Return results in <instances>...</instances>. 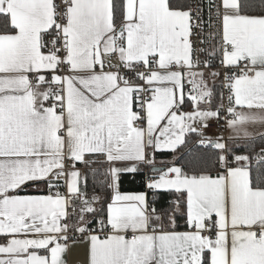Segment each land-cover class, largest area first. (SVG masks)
<instances>
[{
	"label": "snow or ice",
	"instance_id": "obj_1",
	"mask_svg": "<svg viewBox=\"0 0 264 264\" xmlns=\"http://www.w3.org/2000/svg\"><path fill=\"white\" fill-rule=\"evenodd\" d=\"M250 124L264 0H0V264H264Z\"/></svg>",
	"mask_w": 264,
	"mask_h": 264
},
{
	"label": "trees",
	"instance_id": "obj_2",
	"mask_svg": "<svg viewBox=\"0 0 264 264\" xmlns=\"http://www.w3.org/2000/svg\"><path fill=\"white\" fill-rule=\"evenodd\" d=\"M236 146H243V145H249L252 143L259 144V137L258 135L253 136V137H248V138H236ZM258 150V149H257ZM187 151L186 148H181L179 152ZM179 154V153H178ZM157 158H162V159H170L172 157V154H167L166 156H162L160 153H157L156 155ZM160 165L159 163H157ZM99 179H102L99 178ZM144 177L142 175H124L121 177V191L123 192H134L141 189V184L143 182ZM89 180V192L91 193L93 191L92 185H93V180L91 175L88 177ZM99 185L97 183V189ZM98 194L102 195V191L98 192Z\"/></svg>",
	"mask_w": 264,
	"mask_h": 264
},
{
	"label": "crops",
	"instance_id": "obj_3",
	"mask_svg": "<svg viewBox=\"0 0 264 264\" xmlns=\"http://www.w3.org/2000/svg\"><path fill=\"white\" fill-rule=\"evenodd\" d=\"M247 131L250 133L249 137H253L258 135L259 133H264V126L259 125V124H250L247 125ZM223 136L225 138L229 137V136H234V133L232 132L231 129H227L225 130V132L221 133V134H217V135H209V136ZM239 138H248V137H244L243 135H241ZM173 157H171L170 159H162V158H157V163L161 164L162 161H171ZM67 259L69 261V264H79L80 261L83 260V249L80 247H76L73 248L67 256Z\"/></svg>",
	"mask_w": 264,
	"mask_h": 264
},
{
	"label": "built area",
	"instance_id": "obj_4",
	"mask_svg": "<svg viewBox=\"0 0 264 264\" xmlns=\"http://www.w3.org/2000/svg\"><path fill=\"white\" fill-rule=\"evenodd\" d=\"M230 118L231 117H229V119ZM225 130H226V127L224 126L223 121L219 125H217L215 122H213L210 125L207 134L208 135H217V134H221V133L225 132Z\"/></svg>",
	"mask_w": 264,
	"mask_h": 264
},
{
	"label": "rangeland",
	"instance_id": "obj_5",
	"mask_svg": "<svg viewBox=\"0 0 264 264\" xmlns=\"http://www.w3.org/2000/svg\"><path fill=\"white\" fill-rule=\"evenodd\" d=\"M219 136H221V135H219Z\"/></svg>",
	"mask_w": 264,
	"mask_h": 264
}]
</instances>
